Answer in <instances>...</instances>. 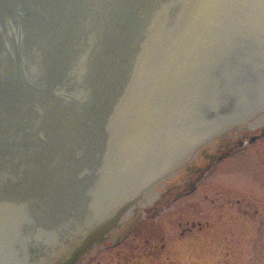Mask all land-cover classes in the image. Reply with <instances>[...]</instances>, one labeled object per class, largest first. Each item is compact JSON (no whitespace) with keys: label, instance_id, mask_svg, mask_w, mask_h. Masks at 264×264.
I'll use <instances>...</instances> for the list:
<instances>
[{"label":"water","instance_id":"95a60500","mask_svg":"<svg viewBox=\"0 0 264 264\" xmlns=\"http://www.w3.org/2000/svg\"><path fill=\"white\" fill-rule=\"evenodd\" d=\"M262 114L264 0H0V264H73Z\"/></svg>","mask_w":264,"mask_h":264},{"label":"flooded vegetation","instance_id":"af4514ba","mask_svg":"<svg viewBox=\"0 0 264 264\" xmlns=\"http://www.w3.org/2000/svg\"><path fill=\"white\" fill-rule=\"evenodd\" d=\"M260 137L239 131L223 146L214 145L216 151L203 150L180 172L148 185L110 218L115 225L105 238L74 264H264V179L240 189L239 182L210 175L231 149Z\"/></svg>","mask_w":264,"mask_h":264},{"label":"rangeland","instance_id":"374dc122","mask_svg":"<svg viewBox=\"0 0 264 264\" xmlns=\"http://www.w3.org/2000/svg\"><path fill=\"white\" fill-rule=\"evenodd\" d=\"M261 120H264V114L220 136L204 147L193 159H200L201 155H204L203 150L206 153L213 152V150L217 149L214 145L223 146L229 139L236 138L239 131L247 133L248 136L260 135L264 129V121ZM210 175H212L211 178L214 180L218 178L222 182L232 183L234 185L239 182L240 189L247 188L246 183L250 180L264 179V137H260L253 142L247 139L244 147L236 150L231 149L230 154L225 156L217 166H214ZM214 190H218V188ZM106 256L108 255H103V258Z\"/></svg>","mask_w":264,"mask_h":264},{"label":"bare ground","instance_id":"6f19581e","mask_svg":"<svg viewBox=\"0 0 264 264\" xmlns=\"http://www.w3.org/2000/svg\"><path fill=\"white\" fill-rule=\"evenodd\" d=\"M261 121H264V120H261Z\"/></svg>","mask_w":264,"mask_h":264}]
</instances>
